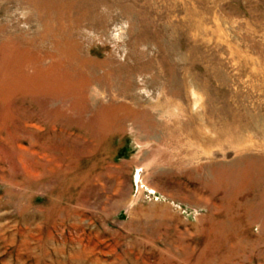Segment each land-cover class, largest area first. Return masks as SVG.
Instances as JSON below:
<instances>
[{"label": "rangeland", "instance_id": "obj_1", "mask_svg": "<svg viewBox=\"0 0 264 264\" xmlns=\"http://www.w3.org/2000/svg\"><path fill=\"white\" fill-rule=\"evenodd\" d=\"M0 264H264V0H0Z\"/></svg>", "mask_w": 264, "mask_h": 264}]
</instances>
